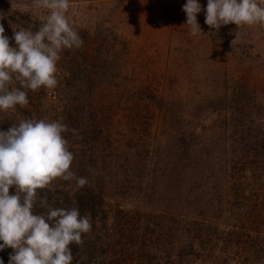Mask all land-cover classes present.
Listing matches in <instances>:
<instances>
[{
    "label": "rangeland",
    "instance_id": "obj_1",
    "mask_svg": "<svg viewBox=\"0 0 264 264\" xmlns=\"http://www.w3.org/2000/svg\"><path fill=\"white\" fill-rule=\"evenodd\" d=\"M185 3L70 0L83 45L62 52L58 86L0 110V131L63 118L78 132L66 134L70 170L89 184L38 190L90 216L72 264H264V24L212 30L202 10L192 35ZM0 14L11 47L48 13L0 0Z\"/></svg>",
    "mask_w": 264,
    "mask_h": 264
},
{
    "label": "clouds",
    "instance_id": "obj_2",
    "mask_svg": "<svg viewBox=\"0 0 264 264\" xmlns=\"http://www.w3.org/2000/svg\"><path fill=\"white\" fill-rule=\"evenodd\" d=\"M33 6L48 14L35 32L15 29L14 46L10 47L0 24V110L27 106L23 89L56 88L62 52L83 45L66 15L70 0H33ZM181 10L192 35L202 34L197 20L202 10L204 23L212 30L228 24H264V4L257 0H207L205 9L198 0H186ZM2 19L5 16L0 14ZM14 82L19 87L10 89ZM69 132L78 137L63 118H21L7 131H0V251L12 249L8 264H72L70 245H83L82 235L92 230L89 215L81 216L76 207L53 208L38 192L58 180L74 181L76 190L89 184L86 177L70 170L75 155L66 138ZM37 203L45 209L41 214L34 212Z\"/></svg>",
    "mask_w": 264,
    "mask_h": 264
}]
</instances>
